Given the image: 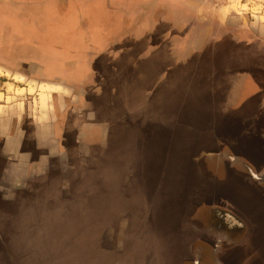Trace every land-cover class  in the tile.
Here are the masks:
<instances>
[{
  "label": "crops",
  "instance_id": "crops-1",
  "mask_svg": "<svg viewBox=\"0 0 264 264\" xmlns=\"http://www.w3.org/2000/svg\"><path fill=\"white\" fill-rule=\"evenodd\" d=\"M11 36L14 38L15 34ZM1 46L6 50L0 51V56L9 55L8 47ZM89 46L84 50L92 48L101 55L110 50L111 56L97 64L106 73L105 76L99 74L100 78L110 84L101 89V97H117L118 100L120 95L126 99L132 95L130 88H134L130 84L142 82L144 87L149 81V62L131 59L119 63L118 52L113 51L112 46ZM40 50H34L33 56L40 57ZM34 65L39 68V74L45 71L41 78L55 89L49 93L53 100L69 86L55 82L85 81L92 64L90 61L78 65L71 61L63 63L55 58L45 66L37 62ZM160 67L162 69V65ZM138 68L141 70L136 77ZM158 75L152 79V94L164 96L168 99L166 105L170 104L162 110L164 105L158 100L154 102L160 105L150 103L147 107L143 102L141 109L131 99L123 103V114L127 113L129 120L124 126L120 122L117 127L109 126L110 168L104 170L100 164L101 177H85L88 180L82 181L84 178L80 176L75 187H71L68 179L61 188L60 176L49 173L42 181L26 176L23 181L15 167L17 170L12 171L18 174L6 169L0 174V183L14 192L15 199L24 196L30 203L38 201V206L28 204L27 211L43 216L37 218L41 226L51 225L48 207L50 211L58 210L57 223L62 227L77 221L83 233V225L84 231L92 225L93 250H89L96 256L110 257V264H264V123L247 125L243 116L229 119L226 108H220L223 105L212 96V106L207 109L204 120L200 122L194 111L186 113L188 124L185 127L181 94L179 97L172 94L174 80L169 84L168 80L172 79L165 76L159 81ZM135 78L138 79L135 81ZM83 86L85 88L86 84ZM139 95L148 94L143 90ZM154 96H149V100ZM113 102L108 104L112 106L111 114L115 115L120 109L119 100ZM6 110V106L0 105L2 122L15 117V113ZM122 148L126 150L120 151ZM59 156L57 154L56 158L60 161ZM43 158L48 159L49 155ZM46 166L48 168L49 163ZM124 177H127L126 199L120 196ZM49 189H53L54 197ZM49 200L57 206H49ZM247 208L252 211L248 212ZM32 223H36L35 220ZM36 233L38 235V231ZM87 240L83 241L84 248H88Z\"/></svg>",
  "mask_w": 264,
  "mask_h": 264
},
{
  "label": "rangeland",
  "instance_id": "rangeland-1",
  "mask_svg": "<svg viewBox=\"0 0 264 264\" xmlns=\"http://www.w3.org/2000/svg\"><path fill=\"white\" fill-rule=\"evenodd\" d=\"M2 1L9 6L13 4V0ZM57 1L64 3L63 0ZM82 1L92 2L95 8L99 7L104 12L103 15H108L110 12L116 14L121 10L126 12L122 18L126 26L122 31L125 33H121V30H113L114 32L107 37L108 46H112V50L118 52L119 63L131 59L149 62L151 76L144 87L141 85L142 82L130 84L134 87L133 90L132 88L129 90V93L132 92L131 97L123 99L119 95L120 109L114 115L109 110L112 106L110 107L108 102L114 100L115 104L118 101L117 97L99 95L101 89L110 84L107 80L102 81L99 76V74L105 76V70L101 71L102 68L97 67L98 63L92 64L87 73L86 87L82 88L81 103L73 98L72 111L57 115V125L54 130L39 127L37 131L30 129L22 131L23 134L38 133V139L41 141L46 137L49 139L53 134L61 140V146L65 147L60 161L53 158L49 162L38 157L29 164L24 161L26 167L18 171L23 181L26 180V176L42 181L50 173L60 176L62 188L68 179L71 180V187H75L79 184L80 176L84 178L82 181L88 180L85 177H90L89 179L101 177L100 164L104 170L110 168L112 145L109 140V126L117 127L119 122L120 125H126L129 116L127 113L123 114V110L127 100L131 99L139 108L143 107V102L147 107L150 103L160 105L159 102H154L157 100L163 103L162 110L167 109L170 104L169 102L166 105L168 99L164 96L157 97L152 94V79L156 78L155 74H159L157 76L159 81L165 76L172 79L168 80L169 84L174 80L175 88L172 94L174 97H179L181 94L184 108L182 123L185 127L188 124L186 113L194 111L200 122L204 120L207 109L212 106V96H215L219 105H223L220 108H226V116H229V119L237 120L243 116L247 125L260 121L264 123V58L258 57L259 51L253 49L255 43H264V0ZM59 8L53 5L49 7L53 14V20L50 21L56 26L61 24L55 18L62 11ZM82 9L87 10V7ZM37 25L41 27L43 22L38 21ZM86 40L91 42L89 38ZM1 45H5L2 37L0 51L6 50ZM14 50L7 48L9 55L0 56V105L6 106L10 114L15 113V117L20 114L28 125L32 121L30 118L32 115L45 116L43 112L52 100L49 93L55 89L45 82L26 80L16 73L13 70L16 61L14 59L20 54ZM140 70L138 68L135 71L136 77ZM104 78L108 79V77ZM137 79L135 78V81ZM118 89L120 90L121 87ZM143 90L148 97L139 95ZM149 96H154L150 99L152 102ZM23 106L26 107V111ZM153 109L155 110L152 107ZM25 113L26 115H22ZM161 116L158 115L159 118ZM63 120L69 129L58 128L63 124ZM54 148L56 147L49 143L47 147L42 145L34 153L46 154L51 151L57 155ZM47 163L53 166L47 168ZM10 168L8 167L7 170L14 171V168ZM30 170L32 176L28 175ZM18 172L13 173L18 174ZM122 180L125 185L123 190H120V196L126 199L127 177ZM93 182L91 180V183ZM53 186L58 188L59 185L54 183ZM7 188L0 183V219L2 220L0 221V264H110V257L96 256L89 250H93L90 243L92 225H88L86 228L89 229L88 231H84L83 225V233L77 221L62 227L57 223L60 219V214H57L58 210L55 208L57 205L53 200H49L47 204L55 208L50 211L48 207L47 211L51 225L41 226L42 223L37 222V218L41 219L43 216L27 211L28 204L38 206V201L30 203L24 196L15 199L14 192H9ZM49 190L54 197L53 189ZM39 192L35 191V193ZM248 202H251L250 197ZM247 211L250 212L252 209L247 208ZM120 214L125 213L120 211ZM86 215L89 216L90 213L86 212ZM34 220L36 223H32ZM109 231L107 229L105 233L108 234ZM82 235L80 240L79 237ZM86 239H88L86 243L88 248H84L83 241ZM105 239L107 240L108 236ZM104 243L107 242L104 240ZM77 246L78 253H76ZM126 247H124L125 252ZM81 248L84 254H81ZM121 259L120 257L119 260Z\"/></svg>",
  "mask_w": 264,
  "mask_h": 264
},
{
  "label": "flooded vegetation",
  "instance_id": "flooded-vegetation-1",
  "mask_svg": "<svg viewBox=\"0 0 264 264\" xmlns=\"http://www.w3.org/2000/svg\"><path fill=\"white\" fill-rule=\"evenodd\" d=\"M59 2L57 0H13V4L9 6L6 2L0 0V39L5 37L6 47L15 49L14 51L20 54L19 57L14 59L16 61L13 70L25 79L29 78L28 80L38 83L45 82L49 85L46 79L41 78L45 76V71L39 74L40 70L34 63L37 62L45 66L49 62L52 63L55 58L63 63L71 61L78 65L90 61L94 65L109 58L110 53L107 51L103 56L92 48L84 50V47L89 45L98 47L104 44L108 46L107 37L114 32L113 30H121V33H125L122 31L126 28L122 18H124L123 14L126 12L122 10L116 14L112 12L108 14V11H106L108 16L103 15L104 12L99 7L95 8L92 2L82 0H63L64 3ZM51 5L58 6V8L60 7L59 10H62L55 16L61 23L60 26H56L50 21L53 20V14L49 10ZM85 7H87V10L82 9ZM118 17L121 18L117 19ZM38 21L43 22L41 27L37 25ZM7 33L8 36H6ZM12 33L15 34L14 38H11L13 37L11 36ZM88 38L91 39V42L86 40ZM68 47L75 48L70 50ZM253 47V49L259 51L258 57L264 58V43H255ZM38 48H41L40 57L33 56L32 52ZM244 52L246 51L244 50ZM28 63L33 66L28 65ZM73 76L74 78L78 77V75ZM83 76L84 74H82ZM85 78L86 80L81 82H55V84L61 86L69 85L66 92L50 101L48 107H46L47 109L43 112L45 116L32 115L30 117L32 121L28 125H26V121H23L24 117L22 118L21 115L12 120L0 121V174L8 167L20 171L35 157L45 161H48V159L53 160L56 155L51 151L46 154L34 153L42 145L47 147L49 143L56 147L54 148L55 153L63 158L65 147L61 146V140L55 135L52 134L49 139L46 137L43 142L38 139V133L23 134L22 131L24 129L37 131L39 127L54 130L57 125V115L61 112L72 111V99L76 98L79 101L78 103H81L82 88L87 81V74ZM53 106H55V109ZM23 108L26 111V107L23 106ZM22 115H26V113ZM62 122L63 124L58 128L69 129L65 124V120ZM19 131H21V135H19ZM45 155H49V158H43ZM24 161H27L26 164H23ZM50 166L51 163H49V168ZM262 174L264 176V169Z\"/></svg>",
  "mask_w": 264,
  "mask_h": 264
}]
</instances>
